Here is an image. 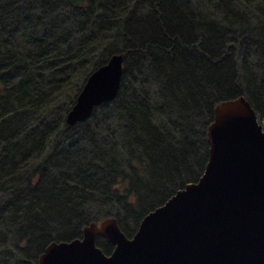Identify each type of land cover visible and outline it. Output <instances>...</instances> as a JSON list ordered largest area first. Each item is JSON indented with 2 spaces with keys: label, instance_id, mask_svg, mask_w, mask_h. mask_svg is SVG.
I'll list each match as a JSON object with an SVG mask.
<instances>
[{
  "label": "trees",
  "instance_id": "obj_1",
  "mask_svg": "<svg viewBox=\"0 0 264 264\" xmlns=\"http://www.w3.org/2000/svg\"><path fill=\"white\" fill-rule=\"evenodd\" d=\"M115 53L116 97L68 124ZM239 96L264 115V0H0V264L109 217L133 236L199 180L214 108Z\"/></svg>",
  "mask_w": 264,
  "mask_h": 264
},
{
  "label": "water",
  "instance_id": "obj_2",
  "mask_svg": "<svg viewBox=\"0 0 264 264\" xmlns=\"http://www.w3.org/2000/svg\"><path fill=\"white\" fill-rule=\"evenodd\" d=\"M123 60L115 53L91 72L68 124L115 98ZM207 133L204 174L148 212L133 236L113 217L91 222L81 237L51 241L37 264H264V121L239 96L215 106ZM98 236L114 245L110 254Z\"/></svg>",
  "mask_w": 264,
  "mask_h": 264
},
{
  "label": "rangeland",
  "instance_id": "obj_3",
  "mask_svg": "<svg viewBox=\"0 0 264 264\" xmlns=\"http://www.w3.org/2000/svg\"><path fill=\"white\" fill-rule=\"evenodd\" d=\"M116 97V96H115ZM91 116V115H90ZM89 116V117H90ZM257 117H258V121L259 122H263L264 121V115H262V116H259L258 114H257Z\"/></svg>",
  "mask_w": 264,
  "mask_h": 264
},
{
  "label": "bare ground",
  "instance_id": "obj_4",
  "mask_svg": "<svg viewBox=\"0 0 264 264\" xmlns=\"http://www.w3.org/2000/svg\"><path fill=\"white\" fill-rule=\"evenodd\" d=\"M95 107H96V106H95ZM95 107H94V108H95ZM93 110H94V109H93ZM92 112H93V111H92ZM91 114H92V113H91ZM205 169H206V168H205ZM204 172H205V171H204ZM203 174H204V173H203ZM203 174H202V175H203ZM202 175H201V176H202ZM199 179H200V178H199Z\"/></svg>",
  "mask_w": 264,
  "mask_h": 264
}]
</instances>
